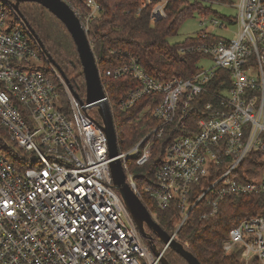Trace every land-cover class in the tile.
<instances>
[{"label": "built area", "instance_id": "2783aa9c", "mask_svg": "<svg viewBox=\"0 0 264 264\" xmlns=\"http://www.w3.org/2000/svg\"><path fill=\"white\" fill-rule=\"evenodd\" d=\"M143 1L152 5L151 22L166 16L168 0ZM229 4L237 8L234 38L212 39L200 30L201 40L180 47L181 53L201 54L190 77L160 81L126 52L105 71L138 82L117 102L118 110L159 95L152 110L157 125L118 157L140 197L128 161L133 157L136 165H145L146 139L169 135L146 189L158 208L179 210L181 220L170 234L176 240L203 197L210 208L206 216L225 195L264 191V0ZM86 5L87 13H75L87 33L101 7L96 0ZM211 24L227 27L217 19ZM43 56L11 1L0 0V125L29 165L18 168L0 153V264H162L168 246L159 255L150 250L113 188L100 119L83 111L58 72L69 111L62 108ZM206 59L211 65L201 64ZM252 153L258 154L256 171L251 179L244 178L245 171L239 178L238 167ZM193 185L201 188L194 201ZM222 248L242 264H264V210L232 227Z\"/></svg>", "mask_w": 264, "mask_h": 264}, {"label": "trees", "instance_id": "16d2710c", "mask_svg": "<svg viewBox=\"0 0 264 264\" xmlns=\"http://www.w3.org/2000/svg\"><path fill=\"white\" fill-rule=\"evenodd\" d=\"M65 1L81 15L89 10L86 0ZM96 1L100 4L101 10L99 15L89 22L87 35L96 57L104 91L112 107L118 149L125 151L157 125V120L152 116V110L159 100V95L154 99L151 96L144 97L125 111L118 110L117 102L128 90L137 86L138 82L130 76L117 78L107 76L105 71L117 65L122 60L120 54L126 52L137 57L144 71L160 81L174 76L190 77L198 70L197 64L201 54L181 53L180 47L201 40V34L205 32L199 31L196 37H188L181 42H170L168 39L177 34L181 22L194 12L207 14L212 10L206 4L210 0H168L165 7L166 16L151 22L152 5L143 6V0ZM19 7L47 52L69 79L80 99L84 100L85 81L82 66L73 39L64 24L39 3L25 1L20 2ZM79 18L83 21L81 16ZM211 37L219 38L213 34ZM43 61V70L48 73L49 70L43 66ZM56 84L60 92L62 108L68 112L67 95L63 89L61 91V85L57 82ZM95 118L99 120V117ZM168 136L167 134L162 137L150 135L146 139L150 145L148 162L141 166L134 162V169L129 166V170L133 173L141 200L148 210L154 213L158 224L171 234L181 220L179 210L175 205L167 209L158 208L146 189L162 161L164 149L169 142ZM5 138V128L0 125V153L18 168L29 166L21 150L15 144L8 143ZM257 155V153L248 155L238 167L239 178L245 171L247 176L244 178L251 179L257 169L255 162ZM192 190L194 196L192 201H194L201 193V188L199 185H193ZM206 201L207 197H203L192 208L178 230V240L201 264H242L235 254L224 252L222 243L227 238L229 230L242 219L258 215L264 210V191L225 195L218 200L215 213L203 216V213L210 209ZM156 245L158 249H161L164 244L157 239ZM165 256L170 264H188L182 256L170 248L165 251Z\"/></svg>", "mask_w": 264, "mask_h": 264}, {"label": "water", "instance_id": "95a60500", "mask_svg": "<svg viewBox=\"0 0 264 264\" xmlns=\"http://www.w3.org/2000/svg\"><path fill=\"white\" fill-rule=\"evenodd\" d=\"M10 1L19 18L23 21L25 26L35 38L47 61L52 64L60 73L67 88L73 94V96L79 99L83 111L88 113V110L94 109L99 116L101 127L107 139L108 155L112 159L109 166L112 174L113 188L120 195L130 218L137 227L141 236L144 238L150 250L155 255L160 254V250L158 249L156 241L152 236V234H154L164 245H167L168 248L182 256L188 264H201L198 259L190 251H188L179 240L172 238L171 235L158 224L139 195L134 191L127 181L122 160L118 157L119 149L112 108L101 82V77L98 70L96 57L92 50V45L74 9L65 0ZM25 1L39 3L48 9L64 24L67 31L71 35L82 66V73L85 81L84 100L80 99L78 93L73 89L69 79L66 78L64 72L52 59L33 27L22 14L19 4L20 2ZM161 262L162 264H170L166 256L161 257Z\"/></svg>", "mask_w": 264, "mask_h": 264}, {"label": "rangeland", "instance_id": "374dc122", "mask_svg": "<svg viewBox=\"0 0 264 264\" xmlns=\"http://www.w3.org/2000/svg\"><path fill=\"white\" fill-rule=\"evenodd\" d=\"M235 0L229 1H219V2H211L206 4L210 6L211 12L207 14H202L198 12H194L191 16L187 17L185 20H183L178 28V32L176 35L170 37L168 40L170 42H181L184 41L188 37H196L197 32L200 30H205L207 32H210L211 34L217 35L218 37H222L225 39H231L234 38L238 32H239V25L235 22V17L237 15V8L234 5H230L229 3H234ZM226 3V4H224ZM227 17V19L225 18ZM231 18L233 19L232 22L228 23V19ZM211 19H217L219 23H223L227 25V27L223 26H212L211 24ZM43 60L46 62L44 64L43 61V66L49 70L48 74L50 77H52L55 82H57L59 85H61V91L66 93L65 87L62 84L60 78H59V73L56 71L55 67L52 66L47 59L43 56ZM202 65L204 66H209L211 65L210 60H205L201 62ZM60 87V86H59ZM61 99V96H60ZM88 112L94 116V117H99L94 109L88 110ZM129 166L131 169H134V158L131 157L129 159ZM152 216L155 218L154 213H151Z\"/></svg>", "mask_w": 264, "mask_h": 264}, {"label": "flooded vegetation", "instance_id": "af4514ba", "mask_svg": "<svg viewBox=\"0 0 264 264\" xmlns=\"http://www.w3.org/2000/svg\"><path fill=\"white\" fill-rule=\"evenodd\" d=\"M152 234V233H151ZM152 236L154 237L155 241L158 239L154 234H152Z\"/></svg>", "mask_w": 264, "mask_h": 264}]
</instances>
